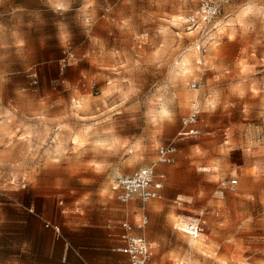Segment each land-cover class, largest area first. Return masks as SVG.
Returning a JSON list of instances; mask_svg holds the SVG:
<instances>
[{
	"label": "rangeland",
	"instance_id": "obj_1",
	"mask_svg": "<svg viewBox=\"0 0 264 264\" xmlns=\"http://www.w3.org/2000/svg\"><path fill=\"white\" fill-rule=\"evenodd\" d=\"M201 1L70 0L59 15L0 0V264H56L71 227L138 220L112 186L169 142L163 195L144 204L149 260L264 264V19L224 0L201 38L185 23ZM160 103L171 115L153 122ZM193 104L199 133L178 135Z\"/></svg>",
	"mask_w": 264,
	"mask_h": 264
},
{
	"label": "built area",
	"instance_id": "obj_2",
	"mask_svg": "<svg viewBox=\"0 0 264 264\" xmlns=\"http://www.w3.org/2000/svg\"><path fill=\"white\" fill-rule=\"evenodd\" d=\"M224 0H202L197 7L191 10L186 16V25L189 30H197L201 38H204L213 26L214 19L220 14L221 3ZM89 20V18H86ZM201 51H205L204 45H199ZM189 88H197V82L192 81ZM199 109L193 104L190 112L182 119L181 129L178 135L194 136L199 133L196 126L199 117ZM176 146L173 142L161 145L157 149L156 163L169 164L173 161ZM153 163L150 166L140 167L130 174L118 176L112 186L115 197L120 203H128L131 199L137 198L142 206L162 197L164 173L157 172ZM236 181L229 182V188L233 189ZM148 223L147 215L143 214L139 222L131 225L127 221L119 223L123 232L119 235L120 245L111 248L112 252L121 253L128 257L130 264H154L149 260V243L144 235H133L132 228L143 230ZM183 232L191 236H197L202 232L201 223L193 219L185 224Z\"/></svg>",
	"mask_w": 264,
	"mask_h": 264
},
{
	"label": "crops",
	"instance_id": "obj_3",
	"mask_svg": "<svg viewBox=\"0 0 264 264\" xmlns=\"http://www.w3.org/2000/svg\"><path fill=\"white\" fill-rule=\"evenodd\" d=\"M157 172L161 171L157 170ZM164 183L165 178L163 181V188ZM163 188L161 191L162 195ZM136 203L138 210L140 211L139 219L136 221H130L127 215H125L123 218L119 217L121 219H118L112 223L109 222L107 224H88L71 227L73 232H75L73 238L77 239V241L69 242L66 239H63L59 256L58 258H56V264H130L126 255L112 252L111 248L120 245L119 235L123 232V229L120 227L119 223L121 221H127L131 225H135L139 222L141 216L145 213L144 207L142 206L140 200H138L137 198H133L128 203L124 204ZM143 230H139L136 227H133L132 234L143 235ZM147 241L149 243L150 251V241ZM151 262L157 264L154 261Z\"/></svg>",
	"mask_w": 264,
	"mask_h": 264
},
{
	"label": "clouds",
	"instance_id": "obj_4",
	"mask_svg": "<svg viewBox=\"0 0 264 264\" xmlns=\"http://www.w3.org/2000/svg\"><path fill=\"white\" fill-rule=\"evenodd\" d=\"M47 2L52 11L59 15H63L64 13L70 11L71 8L70 0H47ZM24 11L26 10L22 6H16L13 9L14 13H23ZM240 16L258 17L264 19V0H245V3L240 9ZM84 23L88 24L89 20L85 19ZM58 28L60 29V35L63 41V39L67 36V32L65 31L66 26L63 23H58ZM149 115H152V120L155 122L157 116L163 119L169 117L171 113L165 105L161 104L158 113L153 115L150 112Z\"/></svg>",
	"mask_w": 264,
	"mask_h": 264
},
{
	"label": "bare ground",
	"instance_id": "obj_5",
	"mask_svg": "<svg viewBox=\"0 0 264 264\" xmlns=\"http://www.w3.org/2000/svg\"><path fill=\"white\" fill-rule=\"evenodd\" d=\"M178 19H180V18H178ZM194 56H195V52L193 51V49H190L189 51H187L183 55H181V58L178 62L176 73H175L176 79L179 76L185 75L187 73V71L189 70V67L191 65V61H192ZM161 104H163V103H160V105L157 107V113L159 112V108H160Z\"/></svg>",
	"mask_w": 264,
	"mask_h": 264
}]
</instances>
